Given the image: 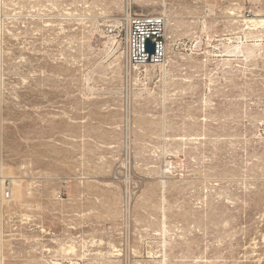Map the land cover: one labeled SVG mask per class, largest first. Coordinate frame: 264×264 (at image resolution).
<instances>
[{
	"label": "rangeland",
	"instance_id": "rangeland-1",
	"mask_svg": "<svg viewBox=\"0 0 264 264\" xmlns=\"http://www.w3.org/2000/svg\"><path fill=\"white\" fill-rule=\"evenodd\" d=\"M124 1L0 0V264H264V30L249 22L264 0H133L132 14L166 18L169 47L135 73L128 237ZM68 217L69 260L49 245Z\"/></svg>",
	"mask_w": 264,
	"mask_h": 264
},
{
	"label": "built area",
	"instance_id": "built-area-1",
	"mask_svg": "<svg viewBox=\"0 0 264 264\" xmlns=\"http://www.w3.org/2000/svg\"><path fill=\"white\" fill-rule=\"evenodd\" d=\"M125 16L121 23L117 26V30L112 32L114 36L115 47L122 53V125H121V141L119 145L120 159L123 161L124 169V197L121 204V227L125 235H129L133 224L132 211V197L129 191V168L134 153V130H135V110H136V95L140 85L147 79L145 74L138 77L135 76L137 69H143L147 65L160 66L168 57L169 39L167 35V20L163 15H142L132 14L130 8L133 6V0H125ZM66 15L64 20L67 19ZM51 25V24H50ZM154 46V52L151 53L148 49L147 42ZM58 189L56 191L55 201L58 203H67L69 179H58ZM128 188V192H127ZM12 187L6 189L4 199L6 201L12 200ZM32 195V189L27 191V196ZM67 218V223L63 229V238L57 241L50 239L52 243L50 246L56 245L60 248H70L71 246L77 249L81 248L79 229L72 224L71 220ZM26 220V218H24ZM46 234L50 238L58 237L56 233L51 230ZM57 239V238H56ZM59 248V249H60ZM49 253L51 249H45ZM71 255H65V259L69 260ZM68 257V258H67ZM64 259V260H65ZM62 259V261H64ZM61 259L51 261L50 264H61ZM57 262V263H56ZM49 264V263H48Z\"/></svg>",
	"mask_w": 264,
	"mask_h": 264
},
{
	"label": "bare ground",
	"instance_id": "bare-ground-1",
	"mask_svg": "<svg viewBox=\"0 0 264 264\" xmlns=\"http://www.w3.org/2000/svg\"><path fill=\"white\" fill-rule=\"evenodd\" d=\"M136 15H138V14H136ZM123 19V18H122ZM122 19H119V21H118V25L121 23V20ZM246 21V20H245ZM248 21V20H247ZM249 22H251V23H253V26H255V27H257V28H263V30H264V17H258L257 19L256 18H254V19H251V21H249ZM246 23V22H245ZM244 23V24H245ZM252 25V24H251ZM250 28H252V27H250ZM245 29H248V28H245ZM250 30V29H249ZM262 30V29H261ZM255 31V30H254ZM251 32H253V31H251ZM263 32V31H262ZM256 36V35H255ZM258 36V35H257ZM245 37H247V36H245ZM260 37V36H259ZM256 39V38H255ZM259 40V39H258ZM261 41V40H260ZM256 42V41H255ZM247 43V42H246ZM259 44V43H258ZM257 45V44H256ZM255 46V45H254ZM261 46V45H260ZM259 46V47H260ZM258 47V46H257ZM234 48V47H233ZM240 52V51H239ZM242 54V53H241ZM249 54V53H248ZM121 56H122V53H121ZM255 56V55H254ZM122 60H123V56H122ZM247 60V59H246ZM231 61V60H230ZM228 62V61H227ZM166 63H167V60L162 64V65H160V66H154V65H147V66H152V67H163V66H165L166 65ZM226 67H228V66H226ZM146 69H148V68H146ZM140 69H137L136 71H139ZM164 70V69H163ZM136 71H135V73H136ZM166 71V70H165ZM164 72V71H163ZM211 105V104H210ZM214 104H212V106H213ZM207 107V106H206ZM11 180H13V179H11ZM14 181H15V179H14ZM16 182V181H15ZM18 186V185H17ZM165 216V215H164ZM164 219H165V217H164ZM166 231V230H165ZM167 232V231H166ZM113 246V245H112ZM111 246V247H112ZM113 248L115 249V247L113 246ZM65 250H66V248H65ZM76 251H77V249H76V247H73V246H71L70 248H69V251H68V254H75L76 255ZM67 252V251H66ZM119 252V251H118ZM66 254V253H65ZM119 256H120V254H119Z\"/></svg>",
	"mask_w": 264,
	"mask_h": 264
},
{
	"label": "water",
	"instance_id": "water-1",
	"mask_svg": "<svg viewBox=\"0 0 264 264\" xmlns=\"http://www.w3.org/2000/svg\"><path fill=\"white\" fill-rule=\"evenodd\" d=\"M148 49L151 53L154 52V46L150 43V41L147 42Z\"/></svg>",
	"mask_w": 264,
	"mask_h": 264
}]
</instances>
